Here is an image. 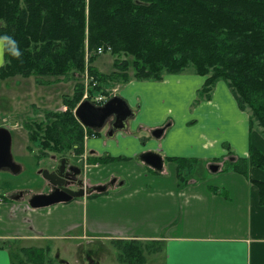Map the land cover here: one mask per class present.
<instances>
[{
  "label": "crops",
  "instance_id": "0c3cea01",
  "mask_svg": "<svg viewBox=\"0 0 264 264\" xmlns=\"http://www.w3.org/2000/svg\"><path fill=\"white\" fill-rule=\"evenodd\" d=\"M205 81L191 76H167L161 82L133 80L123 89L125 97L111 95L124 98L130 107L141 102L138 111L131 107L134 120L129 119L126 130L116 131L114 136H109L110 128L104 135L102 130H93L89 135L83 126L86 137L82 155L49 153L39 159V154L38 164L52 159L50 171L65 158L83 166L84 180L86 174L93 179L92 183L86 181L89 188L109 184V189L56 204L59 206L49 210L35 209L29 204L34 195L27 193L28 186L35 183L34 173L32 168H25V188H13L11 192L24 190L25 197L7 202L3 196L5 201H0V264H17L15 256H22L21 250L30 247H49L48 259L55 264L53 257L60 258V249L54 251L53 242L63 239L78 241L77 247L83 242L79 243L80 239L90 244L103 241L107 252L87 253L89 264H100V260L125 264L119 261V245L128 242H141L145 264L148 257L157 259V264H264V204L254 183H264V170L251 167L248 174L234 170L240 159L249 158L253 147L264 154V134L257 124L251 127V113L239 108L225 82L217 84L211 99L202 98L195 104ZM37 86L47 84L36 81ZM190 87L194 88L191 107L196 110L191 114L187 108L178 121L170 116L174 111L166 105L169 100L176 104L184 93L181 91ZM51 100L49 97L48 107H44L48 111L68 109L64 104L54 108ZM84 101L89 100L82 99L80 104ZM27 107L25 115L29 116ZM158 111L157 117L165 112L169 117L158 119ZM167 119L169 125L164 124ZM162 128L163 134L155 136L154 132ZM26 130L30 133L27 127ZM26 150L31 151V146ZM149 152L163 158L162 171L140 160ZM169 158L181 159L182 166L187 164L190 172L180 173ZM122 162V170L116 171L114 163ZM201 165L210 172L194 173L193 166ZM213 165L218 166L217 171H213ZM42 171L39 174L44 178ZM44 182L40 194L46 193L49 181ZM86 199V221L80 228L73 220L71 203ZM109 257L115 263H110Z\"/></svg>",
  "mask_w": 264,
  "mask_h": 264
},
{
  "label": "trees",
  "instance_id": "16d2710c",
  "mask_svg": "<svg viewBox=\"0 0 264 264\" xmlns=\"http://www.w3.org/2000/svg\"><path fill=\"white\" fill-rule=\"evenodd\" d=\"M4 34L17 41L22 55L5 56L0 84L17 76H34L47 85L45 78L80 80L89 56V71L99 82L91 90L93 98L94 92L105 93L108 82L129 81L128 63L120 67L116 62L119 70L109 75L92 67V53L111 47L113 55L135 56L136 80L162 81L165 74L193 66L195 73L207 76L201 90L206 99L219 81L227 82L240 108L251 111V127L257 124L264 134V0H0ZM84 91V85H77L73 96L64 97L66 111L47 110L44 121L26 124L30 140L41 148L39 159L49 153H84L86 130L74 113ZM169 160L178 167L182 161ZM251 167L264 170V154L254 147L234 170L248 174ZM254 183L264 204V183ZM142 246L120 243L119 261L145 264ZM21 253L15 256L17 264H53L49 247Z\"/></svg>",
  "mask_w": 264,
  "mask_h": 264
},
{
  "label": "rangeland",
  "instance_id": "374dc122",
  "mask_svg": "<svg viewBox=\"0 0 264 264\" xmlns=\"http://www.w3.org/2000/svg\"><path fill=\"white\" fill-rule=\"evenodd\" d=\"M102 49H103L102 53L99 52V48L96 51H94V53H92V56L96 55V59L92 63V67H94L98 72L109 75L119 70L115 65L116 62L120 64V67H122L124 63L129 64V69H128L129 81L127 82L125 79H120V80H113L112 82H108V84L104 85L105 93L103 94L106 95L108 98H110L111 95H113L114 93H118L117 95L125 97L122 94V92H123V89L126 87V84H128L129 82L133 80H136L134 78L135 56L132 53H127V52H122L117 55H113L109 51L111 47L108 48V52L105 51L103 47ZM88 57L89 56H87V61H88L87 68H85L84 73L81 76L80 80L77 78L71 77L67 80H61L62 82H59V81H54L55 79L48 78L44 80H47V82H50L48 80H52L53 82H50V84H48L47 86H43V87L37 86L36 87L37 80L34 76L27 77L26 79L24 77L17 76L14 78L7 79L0 84V127L7 128L12 132L13 134L12 153H13L14 161L24 168V170L19 175H13L9 171L0 172V189L2 191L3 196L6 197L7 202L12 201L11 192L13 188H17V189L25 188V174H26L25 168H28V167L30 169L32 168L31 172L33 171L32 173H34L33 179L35 183H32L28 186L29 190H27L28 191L27 193L29 195H37L41 193L40 192L41 187L45 184V182H44V178H42L39 172L41 170H50L49 164L52 162V159H49L46 161L43 160L41 164H38V161H39L38 155L41 153V151H39L38 149V146H37L38 144L32 143L30 141V137H29L30 133L27 132L26 130V124L39 123V122L44 121L45 111L48 110L47 108H44V107H48L46 102L49 97L50 99H52L51 103L54 104V108L62 107V105L64 104V97L68 95L73 96L75 92V87L79 84L84 85V88H85L84 93L87 91L88 94L92 95L91 90H94V91L96 90L94 89L95 87L92 88V85H91L92 80L96 81L97 83L99 82L95 79L93 75H91L89 71V66H90L89 59L90 58L88 59ZM167 76H191V77H197V78H200V77L205 78V79L207 78V76H201L195 73V69L193 66L188 68L183 73L165 74L164 79ZM138 81H143V80H138ZM147 81H150V80H147ZM156 82H161V81H156ZM219 82H225V81H219ZM225 83L229 87L228 83L227 82ZM217 84L215 85V87L217 86ZM193 89L194 88L190 87L188 90L181 91L184 93L182 96H180V100L176 101V104L170 100L168 101L166 108L167 109L172 108L174 111L173 114H170L171 117H174L175 119H178V121H180L185 116L187 108H189V112L191 114H194V110L196 109L191 107V104L194 99L192 96ZM201 90H198L196 94V99L194 100L195 104L196 103L199 104L203 101L202 100L201 102H199V100L203 98ZM98 94H99L98 92L93 93L94 97L97 96ZM234 97L237 99V102H238V98L236 97L235 94H234ZM203 99H206V98H203ZM139 105L141 106V102H138V101L135 102L131 106L133 111L135 112L138 111L140 108ZM238 106L240 108L239 102H238ZM26 107L28 109L27 114L28 113L31 114L29 116L25 115ZM246 111L251 113L250 110H246ZM140 112L141 111H139V114ZM158 113L159 111L157 112L156 117ZM163 116H164L163 120L167 116L169 117L167 112H165L164 114L159 115L157 118L160 119ZM133 120L134 119H130L131 122ZM164 124L169 125L170 120L167 119L164 122ZM195 125H196L195 123L192 124V126H195ZM109 128L110 126L107 125L101 131L102 135L106 134ZM27 146H31L32 150L27 151L26 150ZM122 164H124V162L114 163V165H116L114 167L116 171L122 170L121 168ZM166 164H168V162ZM174 164L176 167H178V163L175 162ZM181 166H182V163L179 164V167L176 168V170L179 171L180 173L190 172L189 166L187 164H184V167L183 166L181 167ZM192 170L196 174H198V172L200 173L210 172L209 170L205 169V166L203 165L193 166ZM84 177H85V182L86 181H89L90 183L93 182V179L87 174ZM23 202L25 203V200ZM74 203L76 204V207ZM74 203H71L72 204L71 211L74 212L73 220L77 221V223L80 224L79 227L82 228L81 226L82 223L85 224L84 222L86 221L87 199L83 201H75ZM57 206L59 205H53L52 207L51 206L46 207V209L49 210L50 208H56ZM62 206H66V205H62ZM62 214L66 215V212L62 211ZM85 231L87 230L85 229ZM77 233L78 234L82 233V229L81 230L79 229ZM72 234H76V233H72ZM80 241H83V242L82 244H79L78 247L76 246V243L78 241H75V240L68 241V240L63 239V240L53 242V245H55L54 251L58 252L57 248L60 249L59 250L60 258L57 259L56 257L52 256L53 258L56 259L55 264H89L88 260L86 261L87 253L89 254V252H92V251H94L95 253L97 251H101L103 253L107 252L106 247H104V243H102L103 241H96L95 244L86 243L87 239H80L79 243ZM39 245H45V244H39ZM64 248L67 249L66 252L64 251ZM77 249H79L78 253L76 252ZM112 253L115 255L114 252ZM106 255L108 257L110 253H107ZM147 261H148L147 264H157L158 260L153 259V257H148ZM111 262L115 263L112 259L110 263ZM98 263L107 264L109 262L108 260H107V263L100 260ZM116 264H119V263L117 262Z\"/></svg>",
  "mask_w": 264,
  "mask_h": 264
},
{
  "label": "water",
  "instance_id": "95a60500",
  "mask_svg": "<svg viewBox=\"0 0 264 264\" xmlns=\"http://www.w3.org/2000/svg\"><path fill=\"white\" fill-rule=\"evenodd\" d=\"M75 115L84 127L97 131L103 130L109 124V121L113 119L109 136H114L116 131L127 129L128 121L134 116V113L124 98L114 96L102 106H96L90 101H84L75 110ZM163 132V128L158 129L154 132V135L160 137ZM12 144V132L7 128L0 127V172L11 171L17 175L21 172L22 166L14 161ZM140 160L156 171L163 170L164 160L159 154L149 152L141 155ZM67 163L68 159L64 158L60 162V167L55 171H42L44 179L59 188L49 194L34 195L29 201L32 208L39 209L59 203H68L74 199L84 198L94 192L102 193L109 189V184L90 188L84 187L78 191L65 188L63 183L65 182L64 176ZM212 169L213 171H217L218 166L213 165ZM113 183L111 182V184Z\"/></svg>",
  "mask_w": 264,
  "mask_h": 264
},
{
  "label": "flooded vegetation",
  "instance_id": "af4514ba",
  "mask_svg": "<svg viewBox=\"0 0 264 264\" xmlns=\"http://www.w3.org/2000/svg\"><path fill=\"white\" fill-rule=\"evenodd\" d=\"M113 119L109 121V126L111 130V124L113 123ZM58 167H60V162L56 165L52 172L55 171ZM84 169L82 165H79L76 162H68L65 168V182L63 183L65 188L72 189L75 191L81 190L82 188H89V186L86 184L84 178ZM58 186H54L50 182H47V189L45 194H49L54 192ZM25 197V191H17L12 193L11 200H21ZM3 201H5L3 199Z\"/></svg>",
  "mask_w": 264,
  "mask_h": 264
},
{
  "label": "clouds",
  "instance_id": "9594fccd",
  "mask_svg": "<svg viewBox=\"0 0 264 264\" xmlns=\"http://www.w3.org/2000/svg\"><path fill=\"white\" fill-rule=\"evenodd\" d=\"M11 56L19 59L22 55L17 41L7 35H0V67H3L5 64V56Z\"/></svg>",
  "mask_w": 264,
  "mask_h": 264
},
{
  "label": "built area",
  "instance_id": "2783aa9c",
  "mask_svg": "<svg viewBox=\"0 0 264 264\" xmlns=\"http://www.w3.org/2000/svg\"><path fill=\"white\" fill-rule=\"evenodd\" d=\"M99 52L102 53L103 49L99 48ZM91 85H92V88H93V87H96L98 85V83L96 81L92 80ZM90 98H91V95L88 94V92L86 91L85 94H84L83 100H90ZM91 99L95 102L96 105H103L108 100V98L105 95H102V94L101 95H97V96H95L94 98H91ZM1 200H3V194H2V192L0 190V201Z\"/></svg>",
  "mask_w": 264,
  "mask_h": 264
}]
</instances>
